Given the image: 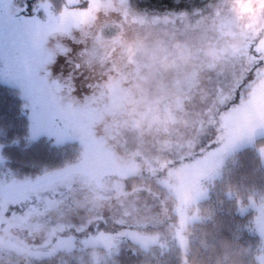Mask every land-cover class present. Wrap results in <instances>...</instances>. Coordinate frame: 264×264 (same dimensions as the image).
Segmentation results:
<instances>
[{"label": "rangeland", "instance_id": "obj_1", "mask_svg": "<svg viewBox=\"0 0 264 264\" xmlns=\"http://www.w3.org/2000/svg\"><path fill=\"white\" fill-rule=\"evenodd\" d=\"M27 3L0 0V22H22L34 48L26 77L6 66L0 84L21 100L25 143L75 152L16 175L0 143V264H103L123 239L184 251L227 157L264 136V0L175 12L138 0ZM256 150L264 164V143ZM131 175L152 178L162 195L123 188ZM238 210L251 211L264 264V196ZM107 219L111 230L98 229Z\"/></svg>", "mask_w": 264, "mask_h": 264}, {"label": "trees", "instance_id": "obj_2", "mask_svg": "<svg viewBox=\"0 0 264 264\" xmlns=\"http://www.w3.org/2000/svg\"><path fill=\"white\" fill-rule=\"evenodd\" d=\"M59 8V0H51ZM208 0H138L155 11L175 12L202 7ZM27 118L19 97L11 88L0 84V143L7 168L16 175L31 174L41 167H57L74 157L69 143L51 144L40 138L25 143ZM264 136L255 138L253 145L234 151L223 163L220 174L209 186L207 196L197 202L199 218L186 227L185 250L176 244L143 248L130 239L120 240L117 251L103 264H259L256 253L259 237L251 229V211L240 212L238 203L250 195L264 196V164L256 147ZM133 180V182H131ZM123 188L132 189L144 183L162 193L152 178L131 175L123 179ZM162 195V194H161ZM110 231L109 219L97 226ZM150 228L151 227H147ZM36 264L56 263L52 256L35 260Z\"/></svg>", "mask_w": 264, "mask_h": 264}, {"label": "snow or ice", "instance_id": "obj_3", "mask_svg": "<svg viewBox=\"0 0 264 264\" xmlns=\"http://www.w3.org/2000/svg\"><path fill=\"white\" fill-rule=\"evenodd\" d=\"M25 3L23 11H28L27 0ZM33 56V44L23 23L13 20L5 27L0 22V76H3L7 66L10 73H15L17 79L23 80L26 77L25 67Z\"/></svg>", "mask_w": 264, "mask_h": 264}]
</instances>
